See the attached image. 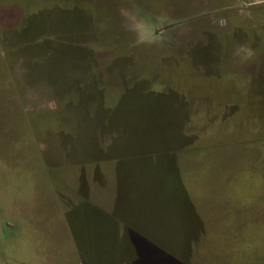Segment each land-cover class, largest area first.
Segmentation results:
<instances>
[{"label":"rangeland","instance_id":"obj_1","mask_svg":"<svg viewBox=\"0 0 264 264\" xmlns=\"http://www.w3.org/2000/svg\"><path fill=\"white\" fill-rule=\"evenodd\" d=\"M0 264H264V0H0Z\"/></svg>","mask_w":264,"mask_h":264}]
</instances>
